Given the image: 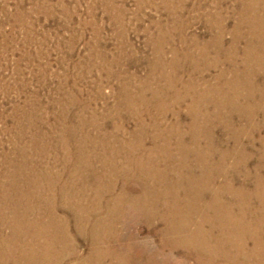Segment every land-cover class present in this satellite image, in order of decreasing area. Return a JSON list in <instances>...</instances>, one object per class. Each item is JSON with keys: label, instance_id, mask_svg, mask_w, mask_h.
<instances>
[{"label": "rangeland", "instance_id": "obj_1", "mask_svg": "<svg viewBox=\"0 0 264 264\" xmlns=\"http://www.w3.org/2000/svg\"><path fill=\"white\" fill-rule=\"evenodd\" d=\"M0 186V264H264V0H0Z\"/></svg>", "mask_w": 264, "mask_h": 264}, {"label": "bare ground", "instance_id": "obj_2", "mask_svg": "<svg viewBox=\"0 0 264 264\" xmlns=\"http://www.w3.org/2000/svg\"><path fill=\"white\" fill-rule=\"evenodd\" d=\"M246 51V50H245ZM227 64V63H226ZM231 65V64H230ZM256 77V76H255ZM212 78V77H211ZM254 93V92H253ZM118 101V100H117ZM194 102V101H193ZM222 112V111H221ZM164 117V116H163ZM236 120V119H235ZM188 122V121H187ZM79 126V125H78ZM244 130V129H243ZM64 135V134H63ZM103 137V136H102ZM114 139V138H113ZM257 140V139H256ZM253 141V140H252ZM91 142V141H90ZM100 143V142H99ZM54 145V144H53ZM25 146V145H24ZM93 149V148H92ZM210 151V150H209ZM214 153V152H213ZM48 156V155H47ZM137 156V155H136ZM207 163V162H206ZM188 164V163H187ZM225 164V163H224ZM51 166V165H50ZM39 169V168H38ZM61 169V168H60ZM181 169V168H180ZM190 169V168H189ZM128 177V176H127ZM223 179V178H222ZM236 179V178H235ZM81 180V179H80ZM93 180V179H92ZM82 181V180H81ZM246 182V181H245ZM58 183V182H57ZM181 183V182H180ZM237 183V182H236ZM28 184V183H27ZM98 184V183H97ZM242 185V184H241ZM212 186V185H211ZM1 187V186H0ZM4 187V186H3ZM115 187V186H114ZM74 190V189H73ZM50 193V192H49ZM62 193V192H61ZM14 194V193H13ZM33 197V196H32ZM65 197V196H64ZM86 197V196H85ZM66 198V197H65ZM155 199V198H154ZM113 201H115V198H114V200ZM206 201V200H205ZM207 202V201H206ZM206 202H205V204H206ZM208 203V202H207ZM87 204V203H86ZM170 205L169 206H167L166 205V208H164V209H162V210H160L159 211V214H153V213H150V215H154V217H155V219H159V220H164L165 221V225L164 224H162L161 223V225L155 230V234H156V232H157V234H158V232H159V241H160V243H163V244H165L167 247H177L178 248V246L179 245H182L183 244V242H182V235H178V234H176V232H175V228H174V225H170L171 223L170 222H168L165 218H167L168 219V216L169 215H171V214H174V213H176V219L177 220H179V222H180V219H179V215L180 214H178L177 212H175V210L177 209L178 210V212H180V206H178L177 208H174L175 206L170 202L169 203ZM252 205V204H251ZM88 206V205H87ZM209 206V205H208ZM193 207V206H192ZM207 207V206H206ZM76 208V207H75ZM102 208V207H101ZM203 208V207H202ZM234 208V207H233ZM141 208H135V209H133V208H131L130 206H128V204H127V202H124L123 204L120 202V204L118 205V204H115V205H112V206H110L109 207V209H108V211L109 212H107V213H110L112 216H114V215H119L121 218H123V219H125L123 222H122V224L121 225H123V224H126L129 220H128V218L127 217H131V218H138L140 221H145V219L147 218L146 217V215H145V213H144V211L141 209ZM206 209V208H205ZM15 210V209H14ZM78 210V209H77ZM86 211H87V208H86ZM51 212V211H50ZM78 212V211H77ZM101 212V211H100ZM111 212H113V213H111ZM85 213V212H84ZM90 213H92V212H90ZM106 213V214H107ZM128 213H130L129 215H128ZM185 213V212H184ZM98 214V213H97ZM201 214V213H200ZM87 215V214H86ZM94 215V214H93ZM172 216V215H171ZM188 216V215H187ZM91 217V216H90ZM111 217V216H110ZM63 218V217H62ZM86 219V218H85ZM115 219V218H114ZM130 219V218H129ZM189 219V218H188ZM35 220V219H34ZM57 220V219H56ZM101 221V220H100ZM73 222V221H72ZM77 222V221H76ZM87 222V221H86ZM85 222V223H86ZM94 221H92L91 220V224L93 223ZM26 223V222H25ZM65 223V222H64ZM34 225V224H33ZM96 224H93L92 226L93 227H96L95 226ZM37 226V225H36ZM129 226V225H128ZM169 226H171L170 228H169ZM120 227V226H119ZM186 227V226H185ZM187 228V227H186ZM60 229V228H59ZM62 229H63V226H62ZM169 230L170 231V233L172 234V238L171 239H169L168 238V240L167 241H165L164 242V240H165V238H164V233L166 232V230ZM64 230V229H63ZM62 230V231H63ZM79 230V229H78ZM114 230V229H113ZM110 231V230H109ZM185 231V230H184ZM17 232V231H16ZM94 232V231H93ZM183 232V231H182ZM62 233V232H61ZM117 233V232H116ZM40 234V233H39ZM63 234V233H62ZM111 234H113V232L111 231ZM128 234V233H127ZM156 234V235H157ZM187 234V233H186ZM21 235V234H20ZM83 235V234H82ZM85 235V234H84ZM117 235V234H116ZM123 235V238L125 239V240H127V236L123 233L122 234ZM69 236V235H68ZM106 236H107V234H106ZM171 236V235H170ZM28 237V236H27ZM62 237V236H61ZM115 238H117V236L115 237ZM121 238V237H120ZM212 238V237H211ZM63 239V238H62ZM97 239V238H96ZM117 239H119V238H117ZM103 241V240H102ZM113 241H116V239H114ZM120 241V240H119ZM99 242V241H98ZM194 242V241H193ZM189 243V242H188ZM195 243V242H194ZM71 244V243H70ZM90 244V247L88 248V253H89V256H91L94 260H91L90 262L91 263H93V264H101V262H100V259H97L99 256H100V252L96 249V247H95V243L94 244H92V243H89ZM97 244V243H96ZM116 246H120V244H118V242H115L114 243ZM125 244V243H124ZM88 245V244H87ZM114 245V246H115ZM122 246H120V247H126L125 245H123V244H121ZM65 246V245H64ZM131 246V245H130ZM185 246V245H184ZM183 246V247H184ZM187 246V245H186ZM97 247H99V246H97ZM143 247V246H142ZM199 247H200V245H199ZM102 248V247H101ZM131 248V247H130ZM141 248V247H140ZM99 249V248H98ZM183 249V248H182ZM191 249V248H190ZM143 250V249H142ZM155 250V249H154ZM154 250L152 249V248H147L146 250H145V256H143L142 257V259H141V262L139 263V264H151V263H153V262H150L149 261V259H150V256H151V254H153L152 252H154ZM204 250V249H203ZM234 250V249H233ZM122 251V250H121ZM200 251V250H199ZM206 251V250H205ZM19 252V251H18ZM125 252V251H124ZM39 253V252H38ZM86 253V252H85ZM184 253V252H183ZM67 254V253H66ZM162 254V253H161ZM164 254V253H163ZM185 254V253H184ZM221 254V253H220ZM87 255V254H86ZM125 255V254H124ZM181 255H183V254H181ZM195 255V254H194ZM30 256V255H29ZM69 256V255H68ZM78 256V255H77ZM88 256V257H89ZM108 256V255H107ZM177 256V255H176ZM97 257V258H96ZM109 257V256H108ZM113 257V256H112ZM115 257V256H114ZM119 257H120V255H119ZM158 257H160V256H158ZM167 257V256H166ZM173 257V256H172ZM194 257H196V256H194ZM178 258V257H177ZM89 259L87 258V257H81V258H79L78 260H76L73 264H86V262L88 261ZM124 260V259H123ZM138 260V259H137ZM173 260V259H172ZM176 260V259H175ZM140 261V260H139ZM147 261V262H146ZM95 262V263H94ZM128 262H130V261H128ZM148 262H150V263H148ZM196 264H199L200 262H195ZM9 264V263H8ZM38 264V263H37ZM104 264H110V262L108 263V261L106 262V263H104ZM132 264V263H131Z\"/></svg>", "mask_w": 264, "mask_h": 264}]
</instances>
